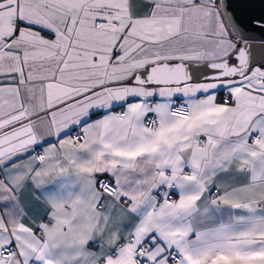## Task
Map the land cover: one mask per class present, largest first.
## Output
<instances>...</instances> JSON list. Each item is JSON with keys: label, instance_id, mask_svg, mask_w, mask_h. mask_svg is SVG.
<instances>
[{"label": "crops", "instance_id": "1", "mask_svg": "<svg viewBox=\"0 0 264 264\" xmlns=\"http://www.w3.org/2000/svg\"><path fill=\"white\" fill-rule=\"evenodd\" d=\"M216 1L0 0V264H264V76L130 83L229 57Z\"/></svg>", "mask_w": 264, "mask_h": 264}, {"label": "water", "instance_id": "2", "mask_svg": "<svg viewBox=\"0 0 264 264\" xmlns=\"http://www.w3.org/2000/svg\"><path fill=\"white\" fill-rule=\"evenodd\" d=\"M219 9L236 49L227 58L207 63L161 61L133 73L130 83L174 87L203 81L246 77L254 66L264 65V0H219Z\"/></svg>", "mask_w": 264, "mask_h": 264}, {"label": "built area", "instance_id": "3", "mask_svg": "<svg viewBox=\"0 0 264 264\" xmlns=\"http://www.w3.org/2000/svg\"><path fill=\"white\" fill-rule=\"evenodd\" d=\"M223 100L224 102H228L227 95L223 96ZM189 113H190L189 107L183 100L179 98H173L171 100L168 108V114L170 116L185 119L189 116ZM157 123H158V118L154 114H148L143 120V125L146 128H151ZM70 136L72 142H74L75 144H80L83 141V134L78 130H72ZM200 143L201 142L199 141V144ZM35 157L37 161L39 162L43 161L44 159L43 151L41 150L37 151ZM96 187L100 192L106 195L112 196L116 193L115 184L105 177H100L96 180ZM162 194H163L162 191H160L157 194V200H165L166 202H172L173 196L171 194L165 196L163 199H162ZM14 253H15V249L13 247H4L0 250V260L4 262L8 261L14 255ZM167 256L170 261H174V262L179 261V255L176 251H169ZM134 260L136 264H152L151 261H149L146 258H143L138 253L135 254Z\"/></svg>", "mask_w": 264, "mask_h": 264}, {"label": "rangeland", "instance_id": "4", "mask_svg": "<svg viewBox=\"0 0 264 264\" xmlns=\"http://www.w3.org/2000/svg\"><path fill=\"white\" fill-rule=\"evenodd\" d=\"M218 7H219V4H217ZM229 31V30H228ZM231 33V32H230ZM196 57V56H194ZM227 58V57H225ZM224 59V58H223ZM217 60H221V59H217ZM217 60H208V61H195V62H198V63H207V62H211V61H217ZM252 75H256L258 77H263L264 76V65H259V66H254L249 74L247 76H252ZM211 83V82H209Z\"/></svg>", "mask_w": 264, "mask_h": 264}, {"label": "trees", "instance_id": "5", "mask_svg": "<svg viewBox=\"0 0 264 264\" xmlns=\"http://www.w3.org/2000/svg\"><path fill=\"white\" fill-rule=\"evenodd\" d=\"M216 2H217V4H219V0H217ZM232 36H233V34H232Z\"/></svg>", "mask_w": 264, "mask_h": 264}]
</instances>
